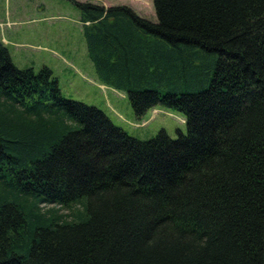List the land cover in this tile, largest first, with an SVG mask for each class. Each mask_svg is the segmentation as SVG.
Listing matches in <instances>:
<instances>
[{"label":"trees","instance_id":"1","mask_svg":"<svg viewBox=\"0 0 264 264\" xmlns=\"http://www.w3.org/2000/svg\"><path fill=\"white\" fill-rule=\"evenodd\" d=\"M68 1L99 82L186 133L132 137L0 43V264H264V0Z\"/></svg>","mask_w":264,"mask_h":264},{"label":"rangeland","instance_id":"2","mask_svg":"<svg viewBox=\"0 0 264 264\" xmlns=\"http://www.w3.org/2000/svg\"><path fill=\"white\" fill-rule=\"evenodd\" d=\"M105 8L125 6L155 22L152 0H77ZM0 43L18 69L49 68L63 97L101 110L128 135L149 140L161 130L172 139L186 133L180 114L148 112L137 120L126 96L102 85L87 56L78 10L68 0H0Z\"/></svg>","mask_w":264,"mask_h":264},{"label":"crops","instance_id":"3","mask_svg":"<svg viewBox=\"0 0 264 264\" xmlns=\"http://www.w3.org/2000/svg\"><path fill=\"white\" fill-rule=\"evenodd\" d=\"M154 112H156V111H160V110H158V109H155V110H153Z\"/></svg>","mask_w":264,"mask_h":264}]
</instances>
